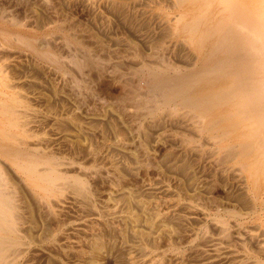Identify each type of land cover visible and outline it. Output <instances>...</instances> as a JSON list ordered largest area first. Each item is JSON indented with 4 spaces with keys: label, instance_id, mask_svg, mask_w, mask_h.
I'll return each instance as SVG.
<instances>
[{
    "label": "rangeland",
    "instance_id": "obj_1",
    "mask_svg": "<svg viewBox=\"0 0 264 264\" xmlns=\"http://www.w3.org/2000/svg\"><path fill=\"white\" fill-rule=\"evenodd\" d=\"M149 1L0 0V72H4L0 73V90L6 91L2 82H12L16 86L12 90L25 99L29 107L26 113L37 125L31 128L34 137L26 139L30 147L46 148L47 140L58 136L56 132L65 135L46 151L55 157L59 167L61 162L64 174L83 177L96 194L92 209L97 215L86 208L85 219L79 225H68V221H75L82 214L71 204L58 210L55 220H47L44 202H52L54 197L40 200L13 167L1 163L8 190L15 189L16 195L12 190L10 193L20 200L15 199V204L24 225L21 233L28 236L23 239L27 245L23 242L20 264H264V210L247 189V183H242L243 174L233 171L236 167L229 164L220 165L214 156L208 158L211 144L207 143L211 141L195 137L197 133L188 125L192 121L186 117V110L171 114L158 109L150 115L144 108L140 112L134 107L140 98H150L144 78L135 70L141 67L140 71H145L147 65H164L169 63H165L167 60L185 68L186 58L193 54L190 49L186 53L188 48L181 39H173L162 31H166V20L155 13H161L159 5L166 0ZM71 27L88 34L82 36L83 42L93 47L95 42L104 48L101 52L92 47L97 53L95 58L102 61L101 73L74 63L82 64L85 53L68 38ZM3 35L10 39L5 41ZM22 38L30 46L17 42ZM42 51L51 54L56 62L42 58ZM131 90L136 91L134 100L127 98L128 101ZM150 101V106L156 107L155 100ZM205 151L209 152L207 156ZM113 162L121 177L109 170ZM139 199L148 202L143 209L136 203ZM189 205L191 209H187ZM128 214L137 222H126L125 242L144 246L143 252H122L119 247L112 251L108 247L110 241L118 246L123 242L103 233L105 222ZM185 215L192 221L183 225L177 218H186ZM145 221L157 226L148 227ZM122 223L115 222L117 226ZM220 225L229 227L221 233ZM133 226L148 238H134ZM165 227L171 236L162 231ZM94 235H100L105 244L104 256L90 260L88 239ZM209 238L219 242L220 257L212 256ZM206 249L208 256H204Z\"/></svg>",
    "mask_w": 264,
    "mask_h": 264
},
{
    "label": "bare ground",
    "instance_id": "obj_2",
    "mask_svg": "<svg viewBox=\"0 0 264 264\" xmlns=\"http://www.w3.org/2000/svg\"><path fill=\"white\" fill-rule=\"evenodd\" d=\"M87 1L89 2L91 0ZM154 1L152 3L153 5H155ZM155 3L158 4L159 2ZM159 10L161 13H159V15L155 13L156 16H159L160 18L161 15L166 20L167 25L164 28L166 31H162L167 32V34L173 39H181L188 48L187 50L185 49L187 51L185 52L189 54L188 50L190 49L193 56L190 55V58H186L189 62L185 59L186 63H188L185 68L183 66V68H180V65V67H176L177 65L173 62L169 64L170 60L165 62L164 59L165 63L168 61L169 63H163L164 65L158 66H156L157 64L154 66L147 65L148 67L146 66L145 71H140L141 67L138 68L135 71H139L140 74L138 73L137 75L144 78L146 88L145 91L148 93L150 98H148V101L147 99L146 101L144 99V101H141L140 99L142 98H140V95L138 94L137 97L140 98H138L139 102H133V92L135 90H131V92L129 91L130 95L127 94L128 96L126 99H133L131 102L134 105L135 103L137 104V106L133 105L136 108L138 107L137 110L139 108V110L144 108V111L150 115L159 111L158 109H164V111L169 110L171 114L172 112H178V109L186 110V117L192 121V123L189 122L188 125H190L197 133L195 137L198 136L200 139L205 138L204 140L211 141L210 143L206 142L209 146L211 144V153L209 154L208 151H205L206 153H204V155L208 153L210 155L208 158L214 156L220 165L229 164L231 168L236 167L233 171L237 170L238 174H243L244 182L242 183H247V189L253 194L252 196L255 200L261 202L262 207L260 209L264 210V0H166L165 3L161 2ZM149 11L152 10H148L147 12ZM154 21H156V19ZM163 22L165 23V21ZM161 25L164 26L165 24L160 23V26ZM63 28L64 27L61 29ZM165 34L166 33L163 35ZM83 35L88 34L80 29H75V27H73L70 33L67 34L68 38L71 37L72 43L83 49V52L81 53H85V55H83L84 60L82 59V64L75 61L74 63L77 67L85 69L90 68L91 70L97 71V73H101L103 71L102 61L100 62L97 59L99 57L95 58L94 55L97 53H93V48H97L100 51H103L104 48L102 45L95 42L92 44L90 41V43L95 45V47L83 42ZM81 37L82 39H80ZM86 37L89 38L88 36ZM86 37H84V40ZM3 39L8 41L10 37L3 35ZM165 41L168 42L167 40ZM17 42L25 46H30L28 45V41L24 38L17 39ZM174 44H171L172 47ZM77 50L79 49L77 48ZM163 51L166 50L163 49ZM91 53H93V55ZM162 54L163 53H161V55ZM185 54L184 56L186 57ZM39 55L44 59L56 62V59L48 52L42 51L39 52ZM157 58L160 59L162 57ZM163 58L165 57L163 56ZM185 60L183 59L184 64ZM0 73L4 74V72ZM4 80H6V77ZM2 83V87H5L6 91L2 89L0 90V168H3V166L1 167V163H6L13 167L21 176L24 184L34 195H37L40 200H44L50 196L54 197L52 202H44V204H46L44 211L47 220H55L57 217V211L64 210L68 207V205L70 206V204L78 209L79 214L82 213L75 219V221H68V225L70 226L74 224L79 225L80 222L85 219L84 214L87 211L86 208H90L92 210H90L92 215H97L94 209H92L96 194H94V192L90 189L87 181L79 175L64 174L65 171L63 172L60 168L61 162L59 161V167V164L54 161L55 157L48 153L50 151H46V149L52 148V145H55L56 141H59V139L65 135L60 133L61 131L56 132L55 134H58V136L47 140L45 146L46 148L30 147L29 142L26 139L34 137L32 135L31 128L37 126L36 121L30 119V114L28 115L26 113L29 111V107L24 101L25 99L23 96L21 97V94L12 90L16 86L11 84L12 82L9 85L5 82ZM138 86H140L141 90V85ZM8 90L11 92H8ZM134 98L136 99V97ZM150 100H155L154 102L156 105L155 103L153 104L156 107L150 106V102H152ZM140 112H142V110ZM191 141L192 140L186 139V142ZM203 141H201V143L205 142ZM198 150L200 149H197V151ZM216 165L218 164L216 163ZM140 168L142 167L140 166ZM109 170L114 174V176L116 175V177H121L115 162L112 163ZM7 184L6 178L0 169V264H20L22 253L24 252L23 248L25 244L27 245L23 239H27L28 236H24L21 233L23 232L21 227L23 223L19 221L20 219L18 218V215H21V211L19 210L20 212L18 214V207L15 204L18 201L20 202V200L17 201L18 198L16 199L14 196L16 195L14 191L15 189L13 190V188H11L13 187V183H10L11 185L9 184V188L14 191V195L10 193L12 192L11 190H8ZM260 193L262 195H259ZM151 195H153V192ZM15 199L17 202H15ZM129 199L126 198V201H129ZM48 200H51V198ZM136 203L143 209L147 206L148 202L139 199ZM40 204L43 203L41 202ZM190 205L187 209L192 208ZM19 209H21V206ZM186 215V218H182L183 216H179L180 218H177L181 223H183V225L189 224V222L192 221V217H189L191 215L188 217ZM128 220L129 223L130 220L131 223L137 222L135 217L131 214L123 217L117 215V217L113 218V222H105L106 226L104 225L105 229L103 233L107 236H117L123 242L121 243V246H118L115 241H110V243H108V247L112 251L119 247L122 252L123 250L143 252L145 248L144 246L137 245L135 243L128 244L125 242L127 236L126 222ZM115 222L124 223H122V226H117ZM145 224L151 228H155L157 226L156 223H149L146 221ZM227 228L224 225H220L219 230L223 233ZM162 231H164V233L168 236L172 235L166 227L162 229ZM131 232L133 237L138 240L148 238V236H146L142 231L134 229V226ZM226 234L222 236L223 239L226 238ZM262 235L264 234L262 233ZM256 238L255 240L257 241ZM218 240L220 241V239ZM207 241L208 244H210L208 246L211 247V252H214L212 256L220 257L222 251L220 249L221 246L219 247V242L212 238H209ZM261 242H263V239ZM88 244L90 250L87 254L90 260L100 257L101 254L104 256L102 251L105 244L100 235H94L89 238ZM261 248H264V246ZM245 250L243 251L245 252ZM206 251L208 252L207 249L205 252ZM205 252L204 256H208L210 254L209 252L208 254ZM248 255L250 256L252 254ZM89 264L94 263L90 262Z\"/></svg>",
    "mask_w": 264,
    "mask_h": 264
}]
</instances>
